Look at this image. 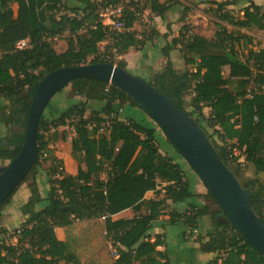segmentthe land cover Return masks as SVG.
I'll list each match as a JSON object with an SVG mask.
<instances>
[{"label":"trees","instance_id":"trees-1","mask_svg":"<svg viewBox=\"0 0 264 264\" xmlns=\"http://www.w3.org/2000/svg\"><path fill=\"white\" fill-rule=\"evenodd\" d=\"M62 1L0 0V125L11 130L0 138V161L9 162L16 155L23 141L30 97L44 75L63 67L112 64L106 59L108 52L117 57L129 49L143 47L151 37L137 36L134 30L137 19L143 11L163 19L172 8L173 0H143L137 4L123 0H76L79 6L75 8L64 6ZM234 2H213L222 12L221 21L236 29L264 30V13L252 1L242 9L240 19L227 15L225 8ZM120 3L123 9L119 21L123 31L117 32L99 22L96 9L99 5ZM59 13L58 17L54 16ZM48 16L53 29L45 27ZM86 20H89L87 26ZM185 31L188 29L183 26L169 41L164 36L166 45L161 54L165 65L149 85L183 111V96L191 90L192 109L212 130L218 143L196 123L238 181L239 173L244 175L246 182L239 183L251 193L248 203L264 223L261 215L264 206V49L250 47L241 58L234 43L245 40L251 45L245 35L233 37L225 28H220L212 39L193 34L186 38L182 34ZM23 40L28 42V48L15 50V44ZM102 42H106V47L100 54L98 46ZM172 50H177L193 69L176 73L169 59ZM88 58L91 61L87 63ZM117 66L125 69L121 60ZM69 84L84 101L69 107L56 119L40 117L36 161L17 187L25 185L29 193L20 207L25 220L13 232L16 245L0 241V264H79L67 244L57 238L55 229L74 221L94 219H102L105 238L115 251L112 264H168L166 255L156 250L164 244L163 235H151L148 231L151 222L167 210V200L176 203L193 196L182 170L159 152L153 129L131 118L117 119L118 106L137 108L128 96L99 80L76 78ZM89 102L101 103L102 107L85 118ZM204 108L209 109L207 117L203 116ZM70 120H74L70 123L74 131L70 154L77 164L74 176L65 175L63 167L49 165L40 155L47 146L43 133L66 126ZM241 156L242 167L237 163ZM249 167L254 171L253 178L246 176ZM37 169L46 173L50 185L47 205L40 209L38 206L43 200L35 180ZM104 172L106 181L99 177ZM161 184L163 197L144 202L147 192L159 195L156 188ZM11 196L0 205V214ZM207 196L212 199L210 194ZM142 208L146 210L144 214ZM127 209L134 212L133 218L111 220V216ZM213 215L207 206L199 209L190 206L183 214L168 212L171 225L182 222L190 229L200 216L212 220ZM212 226L214 230L208 234L207 241H197L201 253L218 255L209 264H264V258L224 218Z\"/></svg>","mask_w":264,"mask_h":264},{"label":"water","instance_id":"water-1","mask_svg":"<svg viewBox=\"0 0 264 264\" xmlns=\"http://www.w3.org/2000/svg\"><path fill=\"white\" fill-rule=\"evenodd\" d=\"M76 78L103 81L128 96L157 125L167 142L196 174L219 207L217 216L224 218L264 258V223L248 203L251 193L220 160L204 131L165 94L110 63L63 67L38 81L30 97L23 141L14 158L0 169V205L12 195L36 161L37 126L45 107Z\"/></svg>","mask_w":264,"mask_h":264},{"label":"rangeland","instance_id":"rangeland-1","mask_svg":"<svg viewBox=\"0 0 264 264\" xmlns=\"http://www.w3.org/2000/svg\"><path fill=\"white\" fill-rule=\"evenodd\" d=\"M222 1L224 0H173L171 2V11L167 14L164 21H159V19L154 15L144 12L143 16H140L137 19L134 30L139 38L147 39V37L150 36V41H152L154 38V33L156 34V29L168 33V40H171L172 37H176L179 34L180 29L183 26H186V28L191 31L193 35H200L206 39H212L216 30L225 28L226 31L231 33L233 37L245 35L250 38L251 45L245 40H240L239 43H234V48L241 58L246 54L250 47L255 50L264 49V30H258L255 28L250 30L236 29L220 20L219 15L222 12L216 9V5H214L213 2ZM250 1L258 5L261 8V11L264 13V0H235L234 4L226 7L224 11L227 15H231L235 19H240L242 16V9L246 7ZM62 4L69 8H75L79 6L76 0H63ZM59 15H61V13L55 14L54 16L58 17ZM50 21L51 20L48 16V19L45 23V27L47 29H53V25L50 23ZM88 24L89 20H86L85 25L87 26ZM98 47L99 53L103 54L104 48L106 47V42H102ZM178 56L180 58V62H174V64H172V68L176 71V73L180 74L193 69L187 66V64L181 58L180 53ZM106 59L111 61L113 65H117L118 58L112 55L110 52L107 53ZM90 61L91 58H88L87 63ZM152 71L153 70L150 72ZM129 74L137 77L134 72H130ZM153 76V74H150L148 78H138L144 80L147 84H150ZM193 84L194 83H192V85ZM230 89H233V85L230 87ZM191 94V90H189L183 96V108L185 112H188L190 117L199 123L205 129L206 133L213 137V140L218 143L216 136L212 134V130L206 127L202 118H200L198 114L192 109L190 102L192 97ZM83 101L84 98L75 95L71 85L68 84L50 99L42 113L41 118L46 120L56 119L66 109ZM97 107L98 104L96 102H89L87 110L84 113V117L89 118L93 109ZM125 107L126 106H118L117 119L119 118L121 120H125L129 117ZM202 113L204 117H207L209 114V109H202ZM137 114L144 117L150 125L155 127V129H159L157 125L151 121V119H149L140 109L132 108V117L136 118ZM72 121L74 120L66 122V126L50 129L49 131L43 133V137L47 143V146L40 154L42 158L47 160L49 165H60L63 167L65 175L70 174L71 170L75 175L77 168V164L72 159L70 154V141L73 138L74 132L70 124ZM9 132H11V130H4V134ZM158 143L170 151L175 161L178 162L182 168L189 172L191 171L187 164L167 142L163 133L162 136H159L158 134L157 145ZM234 153L236 156L239 155L236 152ZM237 163H239L242 167V165H244V160L239 158ZM6 164L7 163H1V167L5 166ZM234 166L235 165L232 167ZM104 169L106 168L104 167ZM105 176L106 175L104 172V174H100L99 177L105 178ZM239 181L241 183L246 182V178L241 173H239ZM213 209L216 213L220 212L219 207L216 204L213 205ZM261 215L264 220V206ZM221 221H223L222 217L214 218L209 220L208 225L211 227L213 224H217ZM58 231L60 237L64 238L68 243V251L70 253H78L79 264H110L115 258V251L111 246V242L105 238L101 219L74 221L68 226L60 227ZM11 236L13 237L14 235ZM7 244L9 245L10 241H8ZM60 264H63V262H60Z\"/></svg>","mask_w":264,"mask_h":264},{"label":"crops","instance_id":"crops-1","mask_svg":"<svg viewBox=\"0 0 264 264\" xmlns=\"http://www.w3.org/2000/svg\"><path fill=\"white\" fill-rule=\"evenodd\" d=\"M171 11V9L165 14L163 19H159V21H164L166 19L167 14ZM156 34L154 33V38L152 41L146 42L143 47L138 50L129 49L125 54L121 56H117L118 61L121 60L125 63V70L127 72H134L137 77L148 78L150 74L155 75L159 73L165 65V59L162 58L161 49L166 45V40L164 39L165 31H159L156 29ZM173 38V37H172ZM167 41L168 36H167ZM179 52L177 50H172L169 54V59L172 64L174 62H180ZM153 70L152 72H150ZM98 107L93 110H99L102 107L101 103H97ZM125 110L129 114L128 118L133 119L137 123L154 130V138L157 142V136H162L161 130L155 129L152 125H150L144 117L137 114L136 118L132 117V108L126 106ZM118 120L123 121L118 118ZM4 130H7L4 126L0 125V138L4 137ZM159 130V131H157ZM159 132V133H157ZM159 152L162 155H166L169 157L173 163L177 164L183 172V179L188 183V190L193 195L191 198L185 199L182 202L172 203L171 201H166L167 210L157 219L151 222L150 229L148 234H162L164 238V244L156 248L157 251L162 252L166 255L168 259V264H209L212 260L218 257L215 253H201L199 251V243L207 241V236L210 232L214 230V227H209V220H211L208 216H200L196 220V225L194 228L190 229L186 227L182 222H177L176 224L171 225L169 223V211H175L179 214H183L188 211L190 206L195 208H202L207 206L210 210V213L214 214V218L218 217L214 209L213 205L216 204L213 199L207 196V191L196 176V174L191 170L190 172L186 169L182 168L178 162L175 161L170 151L165 147L159 145ZM1 163H8L7 161H0V169ZM3 166V165H2ZM77 170V168H76ZM254 171L251 167L247 170L246 176L253 178ZM74 176L73 171L71 170L70 174ZM76 175V173H75ZM103 181H106L105 178H100ZM35 180L37 183L38 191L40 198L43 202L38 206V208H43L47 205L45 201L48 198L50 193V185L49 178L46 173L41 170H36ZM161 186L156 188V191H159V195H156L154 191H150L145 193L143 197V201L154 200L157 197L162 198L164 191L161 190ZM29 197L28 190L25 185H21L14 194L11 196L8 204L3 208L0 214V241L5 244L10 241L11 246L16 245L17 237L13 234L15 230H17L25 220V217L20 213V207L25 204ZM146 210L144 208L141 209V213L144 214ZM134 212L131 209L124 210L116 215L111 216V220H129L134 217ZM102 220V219H101ZM220 223V222H219ZM213 228V229H212ZM59 228L55 229V234L58 239L68 243L64 238L60 237ZM11 235H14L13 237ZM8 245V244H7ZM75 258L79 261L78 253H72ZM112 264V263H110Z\"/></svg>","mask_w":264,"mask_h":264},{"label":"built area","instance_id":"built-area-1","mask_svg":"<svg viewBox=\"0 0 264 264\" xmlns=\"http://www.w3.org/2000/svg\"><path fill=\"white\" fill-rule=\"evenodd\" d=\"M125 3L131 2L134 4L140 3L143 0H123ZM123 9V5L122 3L118 4V5H114V6H97L96 9V14L98 16L99 22L104 25L105 27H107L109 30L112 31H123V25L122 22L119 21V18L121 17V12ZM144 12L147 11H143L141 13V16H143ZM148 13V12H147ZM184 35V37L188 38L192 35L191 31H185L182 33ZM28 48V42L23 40V41H18L15 46L14 49L15 50H24ZM237 154H239L237 151H234ZM233 152V154L235 155V153ZM243 160V156L240 157Z\"/></svg>","mask_w":264,"mask_h":264},{"label":"bare ground","instance_id":"bare-ground-1","mask_svg":"<svg viewBox=\"0 0 264 264\" xmlns=\"http://www.w3.org/2000/svg\"><path fill=\"white\" fill-rule=\"evenodd\" d=\"M188 166V165H187Z\"/></svg>","mask_w":264,"mask_h":264}]
</instances>
